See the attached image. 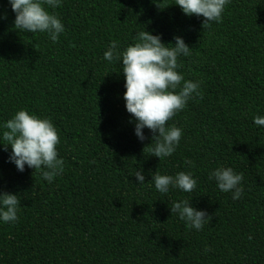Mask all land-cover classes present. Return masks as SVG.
<instances>
[{
    "label": "trees",
    "instance_id": "trees-1",
    "mask_svg": "<svg viewBox=\"0 0 264 264\" xmlns=\"http://www.w3.org/2000/svg\"><path fill=\"white\" fill-rule=\"evenodd\" d=\"M174 2L63 0L55 12L65 32L53 43L14 29L0 0V123L20 109L49 118L65 162L49 184L27 166L19 172L0 145V192L21 201L18 220L0 224V264H264V127L253 123L264 115V0H231L207 28ZM144 29L165 44L183 37L191 54L178 71L201 82L168 121L182 136L162 160L149 152L148 129L143 142L134 134L119 61L103 59L111 41L122 51ZM221 165L242 174L240 199L208 179ZM150 171H190L197 186L161 194ZM184 199L209 215L202 230L171 214Z\"/></svg>",
    "mask_w": 264,
    "mask_h": 264
},
{
    "label": "clouds",
    "instance_id": "clouds-1",
    "mask_svg": "<svg viewBox=\"0 0 264 264\" xmlns=\"http://www.w3.org/2000/svg\"><path fill=\"white\" fill-rule=\"evenodd\" d=\"M15 14L14 29L25 33H43L53 42H58L65 26L55 9L62 6L63 0H7ZM231 0H175L183 14L202 17V27L220 23L226 6ZM49 9L53 11H49ZM7 19L6 15L0 20ZM135 43L122 51L116 41H111L103 54L108 63L119 61L124 76L123 100L125 109L134 122V134L143 142L144 129L151 137V156L159 160L170 157L177 149L182 129L170 125L177 112L182 111L189 100L199 96V81L184 78L178 71L180 57H188L191 47L181 36H174V43L165 44L161 34L147 30L138 31ZM171 45V46H169ZM256 126L264 127V115L253 117ZM60 143L58 131L47 117H39L27 109H20L8 120L0 123V145L11 151L7 162L13 163L19 172L25 167L39 171L42 179L51 184L65 170V162L59 157L57 145ZM149 146V145H148ZM185 163L192 166L190 160ZM155 190L166 194L171 189L191 193L197 186L193 174L185 171L175 175L149 173ZM134 177L138 185L145 184L143 169L137 170ZM242 174L231 167L219 166L209 172L208 179L214 181L223 193H231L232 199H240L243 194ZM151 186V184L149 185ZM21 201L17 194L0 192V224L15 223ZM171 214L193 230L200 231L208 222L209 215L197 209L191 201L184 199L172 202ZM210 249L205 248V253Z\"/></svg>",
    "mask_w": 264,
    "mask_h": 264
}]
</instances>
